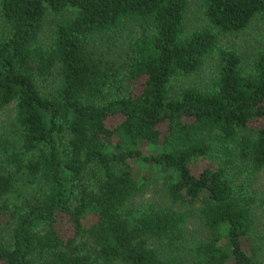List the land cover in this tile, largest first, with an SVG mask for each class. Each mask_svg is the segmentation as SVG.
Here are the masks:
<instances>
[{"label": "trees", "instance_id": "16d2710c", "mask_svg": "<svg viewBox=\"0 0 264 264\" xmlns=\"http://www.w3.org/2000/svg\"><path fill=\"white\" fill-rule=\"evenodd\" d=\"M196 1L187 30L188 0H0V264H258L264 38L245 59L219 38L264 27V0ZM130 23L122 56H104ZM208 57L206 83L171 90ZM152 177L198 204L206 234L187 255L183 211L130 202Z\"/></svg>", "mask_w": 264, "mask_h": 264}, {"label": "rangeland", "instance_id": "374dc122", "mask_svg": "<svg viewBox=\"0 0 264 264\" xmlns=\"http://www.w3.org/2000/svg\"><path fill=\"white\" fill-rule=\"evenodd\" d=\"M57 16H49L44 23L43 30L40 34V40L43 42L48 41L51 35L52 26ZM202 23V18L199 10V4L196 0H188L186 8V29H192L198 27ZM138 28L136 25L130 23L125 24L123 27L115 30V33L104 36L102 43V53L104 56L114 55L116 58L122 56L124 52V42L125 38L135 32ZM110 34V33H109ZM264 38V27L261 22L258 20H253L249 26L242 31L241 33L233 37H221L219 38V44L222 46H231L235 48L244 59L247 58L250 53L256 48L259 44L262 43ZM102 39H99L102 40ZM214 68V58L208 57L205 65L199 75L191 78H180L172 80L171 90H176L184 85L191 84H203L208 81L210 75ZM13 117V104L10 103L4 108L0 109V133L6 132L10 133V123ZM208 163L200 162L196 164V168L199 169L202 166H206ZM196 169V170H197ZM150 176V175H149ZM256 194H264V169L258 172L254 176V183L250 187ZM132 205H144V204H154L158 206H167L171 209H177L183 211L186 215V250L185 255L190 252L192 244L204 238L206 231L200 221V217L197 213L198 204L188 205L183 203H173L167 199L160 180H157L155 177H152L147 181L143 190L133 195L131 198ZM255 215V231L258 239L264 234V212L258 207L254 209ZM2 222H0L1 224ZM256 241H258L255 238ZM264 249V245H263ZM258 264H264V250L262 253L257 256Z\"/></svg>", "mask_w": 264, "mask_h": 264}]
</instances>
